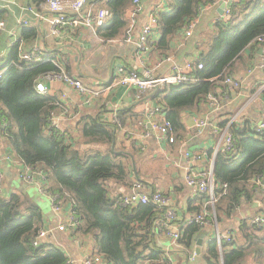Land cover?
<instances>
[{
	"label": "trees",
	"instance_id": "16d2710c",
	"mask_svg": "<svg viewBox=\"0 0 264 264\" xmlns=\"http://www.w3.org/2000/svg\"><path fill=\"white\" fill-rule=\"evenodd\" d=\"M44 1L32 0L37 6ZM132 1L99 0L100 7L110 14L102 26H95L100 39L109 41L126 35V13ZM211 1L167 0L166 8L155 14L158 28L153 35L159 37L153 48L161 56L168 57L173 43L195 22L194 81L164 84L144 94L164 109L175 141L186 133L181 115L198 112L201 105L208 104L209 95L221 98L226 93L229 98L230 86L225 81L233 79L237 66H248L250 56L245 59L244 51L249 46L264 48V41L258 42L264 40V0L234 2L229 6V18L212 16L198 23L202 19L200 10ZM35 36L34 28L23 30V39ZM17 57L15 46L7 63L0 66V130L15 157L45 176L46 191L56 197L58 206L69 207L76 218L74 233L90 235L105 264H171L167 251L158 245L161 234L156 223L165 209L151 203L136 207L120 203L125 189L132 185L131 161L135 154L126 151L121 141L123 135H128L124 130L126 111L117 113L120 125L83 117L76 126L77 138L60 127L52 128L50 117L61 104L56 106L50 98L38 94L35 86L43 75L57 73L58 67L50 59L26 64ZM198 64L202 69L197 68ZM140 123L144 133L142 120ZM219 127L226 128L231 147L213 158L214 214L220 233L225 229L231 239L221 241L219 246L211 238L205 259L213 264H264V225L251 226L247 218L239 216L259 196L257 181L264 177V130L257 132L247 121L228 118L219 122ZM208 154L213 155L211 151ZM196 197L200 203L192 209L198 214L205 209L206 196L198 193ZM42 222V209L26 190H16L9 196L0 194V264H65L67 257L62 248L44 242L32 246ZM203 229L195 222H186L178 245L190 248Z\"/></svg>",
	"mask_w": 264,
	"mask_h": 264
},
{
	"label": "crops",
	"instance_id": "0c3cea01",
	"mask_svg": "<svg viewBox=\"0 0 264 264\" xmlns=\"http://www.w3.org/2000/svg\"><path fill=\"white\" fill-rule=\"evenodd\" d=\"M65 1L70 2L71 0ZM220 1L219 6L202 12V19H199L198 23L200 21V24H203L207 18L212 16L220 17L218 9L229 0ZM101 5L99 0H93L83 8L80 14L67 11V18L76 20L77 25L65 27L59 36H54L51 34L50 26L53 14L49 12L44 3L37 6L32 0H0V22L4 24V28L0 30V66L7 63L9 53L13 47L17 46L19 62H21V55L35 53L41 60L37 63L50 59L59 71L64 70L84 86L101 89L102 93L98 100L94 101L91 107H85L73 89L62 83L46 82L40 77L38 83H42L46 89V94L40 95L50 98L56 106L61 104L53 116L58 119L61 130L67 131L74 138H77L76 126L83 117L92 116L101 122L113 123L119 111H126L123 113L124 130L128 131V135L127 137L123 135L121 141L126 151L129 153L134 151L135 154L131 161L132 185L125 189L124 195L132 192L134 183L137 181L143 184L140 190L143 194L149 195L159 191L169 200L175 210L174 225L182 229L185 223H189L196 214L192 209L193 206H198L200 203L196 197L198 192L187 187L186 175L203 172L211 165L213 167L215 154L227 149V134H224L226 128L221 129L219 122L226 121L227 118L235 119L237 122L247 121L250 128L254 130L264 117V69L262 68L264 48L260 45L249 46L244 51L242 56L245 59L250 56L248 66L245 68L237 66L232 77L239 83V88L229 87V98L226 93L221 98H217L220 102L217 110L213 111L206 104L201 105L195 114L184 112L181 115L186 133L183 134L181 140L170 144L167 139L150 131V122L157 119L148 120L146 110L159 105L158 101L144 96L137 99L136 91L116 86L113 80L118 68L124 71H140L145 67H154L156 75L161 76L170 73L174 66L184 67L187 62H194L197 59L194 29L192 30L193 37H185L183 33L182 38L173 43L172 53L168 57L161 56L153 48V43L159 34L152 35L149 38V51L143 56L144 64H141L136 56V42L140 29L152 9L166 8L167 0H142L141 11L132 25L128 15L129 9L126 13L128 20L126 35L109 41L100 39L96 35L95 27L84 24L88 14H96L104 9L100 7ZM29 27L36 30V36L23 39V30ZM128 36H130V42H127ZM260 84L262 87L259 88ZM191 118L194 121L203 118L205 126L207 123L208 128L202 131L201 134H204L202 137L198 138L197 136L201 135L193 134V130H196L195 125L192 128L188 126ZM141 120L145 126L144 133L140 131ZM148 131L150 132L149 137L143 139L142 136ZM121 138L120 135L119 139ZM132 142H134V149L131 146ZM210 151L213 154L212 157H209L208 152ZM28 169L15 157L0 130V175L3 196H9L12 192L21 189L29 193L30 188L41 195L43 202L49 204L48 212L39 201L35 200L43 213L41 227L53 230L43 242L48 246L62 248L67 260L72 264H82L86 256L95 252L93 238L90 235L75 234L74 230L72 232L57 231V227L64 222L70 208L64 205L61 211L55 212L46 195L39 193L34 185L20 179V173H25ZM17 179L18 183H16ZM37 181L41 183L40 179ZM257 194L259 196L251 208H243L239 212L241 218L248 212L250 215L264 214L263 186L260 185ZM203 207H206L205 201ZM217 229L219 231L218 226ZM202 231L207 232L201 247L202 257L197 256L194 260H191L190 256L192 252H195V240L190 248L180 245L171 246L166 235L158 232L161 234L158 236L160 237L158 245L167 251V259L171 264H207L205 251L209 240L215 238L216 228L207 227ZM221 232V234H226L225 229H221ZM209 262L213 264L212 261Z\"/></svg>",
	"mask_w": 264,
	"mask_h": 264
},
{
	"label": "built area",
	"instance_id": "2783aa9c",
	"mask_svg": "<svg viewBox=\"0 0 264 264\" xmlns=\"http://www.w3.org/2000/svg\"><path fill=\"white\" fill-rule=\"evenodd\" d=\"M93 0H71L70 2H66L65 0H45L44 4L46 5L47 9L51 14H53V19L50 22L51 26V34L54 36H59L61 31L65 27L76 26L77 21L68 19L66 16V12L69 11L72 14H80L83 8L88 4L91 3ZM141 1L142 0H133L131 8L128 12L130 18V24H134L135 18L141 11ZM240 0H229V2H224V7L222 8V16L223 19H227L230 17L229 6ZM221 4L220 0H212L209 4L204 6L200 13L204 11H210L215 7ZM30 10V9H28ZM159 11V9H152L149 13L148 18L145 24L140 29L138 34L137 42H136V56L137 60H140L141 64H144L143 56L149 51L150 39L153 35L154 31L158 28L157 18L155 14ZM110 14L107 10L102 9L96 14H88L86 18V22H84L85 26L89 27H99L104 24V22L109 18ZM195 26V22L191 23L186 30L184 31L185 37H190L192 35V30ZM4 28V24L0 22V30ZM263 39H258V42H263ZM127 42H130V36L127 38ZM20 61L26 64L37 63L41 61L38 59L35 53H27L20 56ZM264 63V61H263ZM198 69H202V64H198ZM264 69V65L262 66ZM194 69L193 62H187L184 67H177L174 66L170 73L166 75L157 76L155 73L154 67H145L142 68L140 71H124L122 68H118L116 70V77L113 80V84L116 86H121L125 88V90H134L137 94V99H141L142 96L148 91H152L157 89V87L167 84V85H180L182 83L188 81H194V78L191 76L192 70ZM42 80L46 82H56L62 83L63 85L73 89L76 94L81 98L83 106L91 107L94 101L98 100L101 96V89H92L84 86L78 79L72 77L64 70L58 71L57 73H48L42 76ZM226 84H228L232 89H238L239 83L234 79H226ZM264 89V88H263ZM45 87L42 83H38L35 86V91L38 94H46ZM208 106L213 111L217 110L220 106L219 100L212 96H208ZM148 120H152L156 118L154 122H150V131L156 132L159 137L163 139H167V142L173 144L175 142L173 129L170 123L166 120V114L164 113V109L157 105L151 110H146ZM117 125H120L118 118L116 117L113 121ZM50 125L52 128H58L59 122L55 116L50 117ZM205 127V120L200 118L195 121V129L196 134L200 135ZM257 132H262L264 130V117L262 118L261 122L255 127L254 129ZM224 134H227L224 131ZM150 132H146L142 137L143 139L149 137ZM226 144L227 148L231 147V138L227 134L226 136ZM20 179L26 183L32 184L36 187L39 193L46 195L50 201L51 207L55 212L61 211L60 206L56 204V197L51 196L45 187V176L41 172H35L31 169H28L25 173H20ZM37 179L41 180V183L37 181ZM43 180V182H42ZM264 181H257L260 187L263 186L262 182ZM256 182V183H257ZM185 183L187 187L196 190L200 194H204L206 196L205 209L195 214L192 217V220L189 223L195 222L199 224L202 228L207 227H215V239L220 246L221 241H230L231 235L221 234L217 229V222L215 220L214 214V204L216 202L215 197V181L213 179L212 174V165L205 171L197 173V174H187L185 177ZM143 188V184L139 181L134 183L132 188V192L130 194L122 196L120 199V203L122 206H130L136 207L141 204L151 203L159 208L165 209V214L158 221L157 224V232L165 234L169 240L171 246H178V240L181 237L182 229L178 225H174V221L176 219L175 210L173 209L172 205L170 204L169 200L166 199L164 196L161 195L159 191L152 192L151 194H143L140 190ZM224 193L225 186L221 187ZM3 188L1 183L0 177V194L3 195ZM209 207L210 209L207 210L206 208ZM249 225H264V215H253L245 217ZM77 225L76 218L72 215L71 212L67 214L64 219V222L57 227V231L64 232V231H73ZM53 232L52 229L49 228H40L37 235L35 236L34 240L32 241V246L35 248L38 247L44 239ZM195 252L191 253L190 259L194 260L196 258ZM65 264H72L71 261L67 260ZM82 264H105L102 257L97 254V252H92L88 256H86Z\"/></svg>",
	"mask_w": 264,
	"mask_h": 264
},
{
	"label": "water",
	"instance_id": "95a60500",
	"mask_svg": "<svg viewBox=\"0 0 264 264\" xmlns=\"http://www.w3.org/2000/svg\"><path fill=\"white\" fill-rule=\"evenodd\" d=\"M224 7V4L221 5V7L218 9V13L220 16H222V8ZM195 125V121L191 118V123L188 125L190 128H192L193 126ZM207 123H206V126L204 127L203 131L207 130ZM193 134L196 136V130H193ZM201 136H197L198 138L202 137V135L204 134H200ZM195 139V137H194ZM262 185L264 187V181L262 182ZM246 216H250V213L248 212ZM246 216H243V218H245ZM207 235V232H200L196 239H195V254L196 256H199V257H202L201 255V247L203 245V241H204V238L206 237ZM206 260V259H205ZM207 264H212L211 262L207 261Z\"/></svg>",
	"mask_w": 264,
	"mask_h": 264
},
{
	"label": "rangeland",
	"instance_id": "374dc122",
	"mask_svg": "<svg viewBox=\"0 0 264 264\" xmlns=\"http://www.w3.org/2000/svg\"><path fill=\"white\" fill-rule=\"evenodd\" d=\"M115 77H116V75H115ZM16 183H18V179L16 180ZM29 193L31 194V196L35 199V200H37V201H39L40 203H41V205L49 212V204H48V202H43V199H42V196L41 195H39L34 189H32V188H30L29 189Z\"/></svg>",
	"mask_w": 264,
	"mask_h": 264
}]
</instances>
